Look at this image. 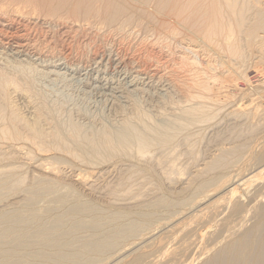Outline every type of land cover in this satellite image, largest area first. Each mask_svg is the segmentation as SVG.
<instances>
[{
  "label": "rangeland",
  "instance_id": "1",
  "mask_svg": "<svg viewBox=\"0 0 264 264\" xmlns=\"http://www.w3.org/2000/svg\"><path fill=\"white\" fill-rule=\"evenodd\" d=\"M220 1L0 24V84L19 86L0 88V264H208L260 228L264 0H241L240 33ZM15 35L34 48L20 63ZM144 125L149 146L120 141Z\"/></svg>",
  "mask_w": 264,
  "mask_h": 264
},
{
  "label": "bare ground",
  "instance_id": "2",
  "mask_svg": "<svg viewBox=\"0 0 264 264\" xmlns=\"http://www.w3.org/2000/svg\"><path fill=\"white\" fill-rule=\"evenodd\" d=\"M132 0H88V5L86 4L84 7L80 6V4H83L82 0H0V24L4 27H6L10 21L12 19H15L17 17H26L28 16V12H26L25 10L27 8H31L33 11L31 13V15L33 17L37 16V12H39V10L43 11L45 14H47L48 17H52V15H57L60 11L63 10V8H65L67 6V10L70 13V15L75 16V17H87L88 15H93V18L96 17V15L101 16V10L102 7L104 5V3H106L104 9L106 10V15L104 16L105 20L107 21H114L117 18V14H119L118 12L127 8V6L129 7L131 5ZM216 1V0H215ZM220 1V0H219ZM237 1L238 0H222V3H224L223 5L225 6L226 9H224V11L226 10V14L225 15H238L239 13L240 15L243 13V11H246V7L245 5L243 6L240 0V4L243 6L241 9V12H239L237 10ZM247 1V0H246ZM87 2V1H86ZM135 2V1H134ZM138 2V1H137ZM164 2V1H163ZM221 2V1H220ZM85 3V2H84ZM191 3V2H190ZM125 4L127 6H125ZM194 4V3H193ZM239 4V5H240ZM259 4V3H258ZM164 5V4H163ZM187 5V4H186ZM192 5V4H191ZM221 5V4H220ZM219 5V6H220ZM222 5V6H223ZM240 5V6H241ZM125 6V7H124ZM184 7V6H183ZM212 7V6H211ZM248 7V6H247ZM251 7V6H250ZM138 8V7H137ZM187 9V8H186ZM254 9V8H253ZM104 10V11H105ZM212 10V9H210ZM64 11V10H63ZM112 11V13H111ZM178 12V11H177ZM248 11H246L247 13ZM256 12V11H255ZM68 13V14H69ZM122 13V12H121ZM213 13V12H212ZM238 13V14H237ZM187 14V13H186ZM217 14V13H215ZM222 14V13H221ZM36 15V16H35ZM224 15V16H225ZM249 15V14H248ZM40 16V14H39ZM97 16V17H98ZM172 16V15H171ZM91 17V16H89ZM226 17V16H225ZM249 17V16H247ZM37 18V17H36ZM44 18V17H43ZM42 18V20H43ZM60 18V17H58ZM69 18V17H68ZM88 18V17H87ZM86 18V19H87ZM227 18V17H226ZM23 19V18H22ZM28 19V18H27ZM35 19V18H34ZM76 19V18H75ZM92 19V18H91ZM96 19V18H95ZM98 19V18H97ZM183 19V18H182ZM218 19V18H217ZM216 19V20H217ZM220 19V18H219ZM223 19V18H222ZM232 19V18H231ZM236 19V18H234ZM233 19V20H234ZM16 20V19H15ZM41 20V21H42ZM66 20V19H65ZM186 20V19H185ZM224 20V19H223ZM222 20V21H223ZM228 20V19H227ZM29 21V20H28ZM33 21V20H31ZM56 21V20H55ZM61 21V20H60ZM77 21V20H76ZM213 21V20H212ZM226 21V20H225ZM230 21V20H229ZM21 22V21H20ZM78 22V21H77ZM121 22V21H120ZM228 22V21H227ZM231 22V21H230ZM235 22V21H233ZM237 22V21H236ZM264 22V21H263ZM16 23V22H15ZM18 23V22H17ZM24 23V22H23ZM27 23V22H26ZM38 23V22H37ZM61 23V22H60ZM71 23V22H70ZM222 23V22H221ZM7 24V25H6ZM101 24V23H100ZM223 24V23H222ZM229 23H227L228 26ZM0 25V26H1ZM35 25V24H34ZM46 25V24H45ZM57 25V24H56ZM63 25V24H62ZM226 25V24H225ZM235 26H237L236 24H234ZM245 25V18L239 16L238 19V30L239 31L240 28H243ZM22 26V25H21ZM20 26V28H21ZM25 26V25H24ZM30 26V25H29ZM32 26V25H31ZM65 26V25H63ZM219 27H221L218 24ZM231 26V25H230ZM34 27V26H33ZM44 27V26H43ZM86 27V26H85ZM18 28V27H17ZM27 28V27H26ZM36 28V27H35ZM50 28V27H49ZM53 28V27H52ZM59 28V27H58ZM229 28V26H228ZM232 28V26H231ZM116 29V28H115ZM125 29V28H124ZM223 29V26H222ZM227 29V27H226ZM234 29V28H233ZM236 29V28H235ZM1 30V29H0ZM9 30V29H8ZM19 30V29H18ZM26 30V29H25ZM24 30V31H25ZM61 30V29H60ZM83 30V29H82ZM207 30V29H206ZM210 30V29H209ZM225 30V29H223ZM229 29H227L228 31ZM17 31V30H16ZM31 31V30H30ZM37 31V30H36ZM213 31V30H212ZM215 31V30H214ZM221 31V30H220ZM235 31V30H234ZM4 32V31H3ZM10 32V31H9ZM8 32V33H9ZM231 32V30H230ZM242 32V31H241ZM35 33V32H34ZM37 33V32H36ZM69 33V32H68ZM211 33V32H210ZM213 33V32H212ZM234 33V32H233ZM237 33H240L237 32ZM244 33V32H243ZM5 34V33H4ZM209 34V33H208ZM216 34V32H215ZM225 34V33H224ZM228 34V32H227ZM232 34V33H231ZM29 35V34H28ZM2 36V35H1ZM6 36V35H3ZM24 35H18L15 37L12 36L13 38L11 40H7L11 41L9 43V45H11L12 49L10 54H12V56L14 57V62L15 63H20L17 61H20V58H24L25 53H29L28 51L34 49L33 47H31L28 43V41H26L25 37H23ZM227 36V35H225ZM224 36V37H225ZM11 37V36H10ZM36 37V36H35ZM25 38V39H24ZM229 38V37H228ZM225 39L229 40V39ZM230 38L232 39V37L230 36ZM6 39V38H3ZM3 39H0V45L3 43ZM29 39V38H28ZM44 39V38H43ZM6 42V43H7ZM233 42V41H232ZM5 44V43H4ZM229 45V44H228ZM233 46V45H232ZM37 48V47H36ZM37 51V50H36ZM3 52V51H2ZM39 52V51H38ZM31 53V52H30ZM34 53V50H33ZM36 53V52H35ZM7 54V53H6ZM39 55V54H38ZM3 56V55H2ZM2 58V57H1ZM9 59V58H8ZM13 65V64H12ZM16 65V64H15ZM257 66V65H256ZM255 66V67H256ZM54 67H58L57 69L60 68V64L55 65ZM258 67V66H257ZM14 68V67H13ZM126 68V67H125ZM5 69V68H4ZM50 69V68H49ZM257 69V68H256ZM264 70V69H263ZM31 71V70H30ZM47 72V71H46ZM55 72V71H54ZM58 72V71H57ZM262 72V71H261ZM47 73H51V71L47 72ZM56 73V72H55ZM5 74V73H3ZM53 74V72L51 73ZM253 74V73H252ZM44 75V74H43ZM57 75H62V74H57ZM259 75V74H258ZM1 76H3L1 74ZM248 76V75H247ZM260 76V75H259ZM7 77V76H5ZM59 77V76H58ZM63 77V78H62ZM61 79L58 80H46L48 87H53L55 89H57V91L59 92H65V91H69V87H72L71 84H67L64 80V76H62ZM8 78V77H7ZM7 78L3 79L5 80V82L0 84V88L2 87H6L9 86L10 84H13L16 87L19 88V86L16 84V82L14 80H6ZM15 78V77H14ZM60 78V77H59ZM66 78V77H65ZM70 78V77H69ZM68 78V79H69ZM246 78V76H245ZM260 78V77H259ZM262 78V77H261ZM11 79V78H10ZM50 79V78H49ZM137 79V78H136ZM102 80V79H101ZM108 80V79H107ZM216 80V79H215ZM17 81V80H16ZM19 81V80H18ZM139 82V81H138ZM220 82V81H219ZM227 82V80H226ZM225 82V83H226ZM217 83V82H216ZM223 83V82H222ZM229 83V82H228ZM19 84V82H18ZM202 85V84H201ZM11 86V85H10ZM74 86V85H73ZM209 86V84H208ZM219 87V86H218ZM234 87V86H233ZM13 88V87H12ZM223 88V87H222ZM230 88V87H229ZM11 89V88H10ZM226 89V88H225ZM5 90V89H4ZM3 90V91H4ZM15 90V89H14ZM22 90V89H21ZM206 90V89H205ZM2 91V92H3ZM11 91V90H10ZM24 91V90H23ZM212 91V90H211ZM233 91V90H232ZM1 92V91H0ZM1 92V93H2ZM6 92V90H5ZM9 92V91H8ZM17 92V91H16ZM228 94V93H227ZM7 95V94H6ZM219 95V94H218ZM214 96V95H213ZM226 97V96H225ZM223 98V97H222ZM32 99V98H31ZM194 99V98H193ZM218 101V100H217ZM215 103V102H214ZM30 105V104H29ZM40 105V104H39ZM70 105V104H69ZM206 105V104H205ZM199 107V106H198ZM186 109V108H185ZM51 111V110H50ZM34 112V111H33ZM40 112V111H39ZM43 112V111H42ZM48 113V112H46ZM52 113V112H51ZM250 113V112H249ZM41 114V112H40ZM163 114V113H162ZM42 116V115H41ZM162 116V115H161ZM44 117V114H43ZM51 117V116H50ZM40 118V117H39ZM50 119V118H49ZM10 121V120H9ZM174 122V121H173ZM183 122V121H182ZM143 123V122H142ZM149 123V122H148ZM172 123V122H171ZM16 124V123H15ZM144 124V123H143ZM158 124V123H156ZM164 124H166L164 126ZM141 125V124H140ZM130 126V125H128ZM174 126V124H173ZM184 126V125H183ZM126 127V126H125ZM156 129L155 130H169L172 125L170 123H164L160 124L158 127L155 126ZM175 127V126H174ZM15 128V127H14ZM33 128V127H32ZM173 128V127H172ZM153 129V128H152ZM157 130V131H158ZM172 130V129H171ZM175 130V129H174ZM177 130V129H176ZM2 131V130H1ZM12 131V130H10ZM35 131V130H34ZM38 131V130H37ZM150 131V128L147 127L146 125L142 126L140 129L139 128H133V126L131 127V129H129L128 131H125V133L123 132V135L121 133V137L120 141H127V143H129V139L133 138V134L136 137V139H138L140 137V142L139 144L143 145V147H147L149 146L153 140L151 138L148 137V135H146L147 132ZM154 131V130H153ZM158 131V132H159ZM122 132V131H121ZM163 131H161V133H158V137L160 138L157 142L159 143H163L162 141H164L167 136H164V132L162 134ZM7 133V132H6ZM152 133V132H151ZM154 133V132H153ZM156 133V132H155ZM20 134V133H19ZM126 134V135H125ZM166 134V133H165ZM177 134V133H176ZM42 135V134H40ZM39 135V136H40ZM61 135V134H60ZM146 135V136H145ZM139 136V137H138ZM62 137V136H61ZM124 137V138H123ZM138 137V138H137ZM16 138V137H15ZM18 138V137H17ZM21 138V137H20ZM128 140H126V139ZM184 138V137H183ZM22 139V138H21ZM42 139V138H41ZM122 139V140H121ZM135 139V138H134ZM182 139V138H181ZM16 140V139H15ZM40 140V139H39ZM167 140V139H166ZM18 141V139H17ZM24 141V140H23ZM139 141V140H136ZM29 142V141H28ZM156 142V143H157ZM167 142V141H166ZM41 143V142H40ZM108 143V142H107ZM106 143V144H107ZM36 144V143H35ZM126 144V143H125ZM167 144V143H166ZM34 145V144H33ZM154 145V144H153ZM160 145V144H159ZM1 146V145H0ZM5 146V145H4ZM11 146V145H10ZM8 147V146H7ZM20 147V145H19ZM152 147V146H151ZM13 148L16 150L17 147L13 146ZM42 149V148H41ZM7 150V149H6ZM1 151V150H0ZM9 151V150H8ZM2 152V151H1ZM21 152V151H20ZM19 153V152H18ZM227 155V154H226ZM157 158V157H156ZM84 179V178H83ZM85 182V181H84ZM261 215V214H260ZM263 215H264V209H263ZM260 220V219H259ZM262 221H264V216L263 219H261ZM262 225L259 226L260 228H258L257 230L255 229L254 232L251 233H246L247 235H245L243 238H241L240 241L236 242V244L231 245L230 247H226L227 249H225L224 251L221 250L220 253H218L217 255L214 256V258H212V260L208 263V264H264V222L261 223ZM260 225V224H259ZM233 244V243H232ZM133 262V261H132Z\"/></svg>",
  "mask_w": 264,
  "mask_h": 264
}]
</instances>
